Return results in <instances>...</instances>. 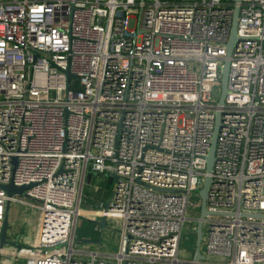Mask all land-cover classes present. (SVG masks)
I'll return each instance as SVG.
<instances>
[{
  "label": "built area",
  "instance_id": "obj_1",
  "mask_svg": "<svg viewBox=\"0 0 264 264\" xmlns=\"http://www.w3.org/2000/svg\"><path fill=\"white\" fill-rule=\"evenodd\" d=\"M218 113L197 264H264V0H0V186L32 185L0 188V234L8 204L40 214L13 261L196 264L181 243ZM111 173L93 216L117 251L76 247L87 176Z\"/></svg>",
  "mask_w": 264,
  "mask_h": 264
},
{
  "label": "water",
  "instance_id": "obj_2",
  "mask_svg": "<svg viewBox=\"0 0 264 264\" xmlns=\"http://www.w3.org/2000/svg\"><path fill=\"white\" fill-rule=\"evenodd\" d=\"M241 0H237V2H240ZM238 17H239V8L236 9L235 15H234V20H233V25H232V31H231V36L230 40L227 44V58H230L234 49V45L238 39L237 36V22H238ZM229 67H230V62L229 60H226L224 63V66L222 68V80H221V95H220V105L224 104V100L227 94L228 90V76H229ZM220 118L221 115L220 113L217 114V122H216V127L214 131V136L211 141V148L208 153L207 157V176L205 178V182L203 185V188L199 191V196L201 199V208H200V221L197 224V228L195 230V235H196V243H195V252L193 256V261L197 264L200 261L203 260V255L201 252L202 249V242H203V220L210 215V213L206 209V204H207V197L209 194L210 186L212 184V177L211 173L213 170L214 162H215V152H216V146H217V134L218 130L220 127ZM107 176H111L115 183L119 180V177L111 173ZM31 186H24V187H16L13 183L5 186H0L1 189L5 190L8 194L9 197H13L14 195H20V196H26L25 191L28 190ZM10 204H8L7 210L9 208ZM262 219H264V216H260ZM96 224L100 227L101 231L104 229L111 230V228L108 226L106 219H102L101 221H97ZM10 230V225L8 222V217L6 216L4 222H3V227L1 229V234H0V256L2 254V250L4 248L8 247H14V248H21V245H19L18 241H11L8 232Z\"/></svg>",
  "mask_w": 264,
  "mask_h": 264
},
{
  "label": "crops",
  "instance_id": "obj_3",
  "mask_svg": "<svg viewBox=\"0 0 264 264\" xmlns=\"http://www.w3.org/2000/svg\"><path fill=\"white\" fill-rule=\"evenodd\" d=\"M99 182H102V180H100ZM104 200H102L101 202H104ZM31 216H35V217H31ZM7 217L10 225V230L8 232V235L11 241L17 240L19 245L21 246H27L33 243L36 237L38 224L40 220L39 212L23 207L21 205L10 204L7 212ZM89 222L94 223V226L96 228H93L92 236L88 237V234H85V236L80 237V239L83 240L80 241V243H82L83 245L87 244L92 249L100 250L104 254L115 253L118 248V237L117 236H116L117 238L113 237L111 234L104 232V230L107 229L101 231L100 227L96 224L94 220H90ZM76 238L77 237L75 235V239ZM78 242L79 241L77 240V243ZM13 248L14 247H8L2 250V254L0 256V264H16L11 257ZM18 264H23V262H20Z\"/></svg>",
  "mask_w": 264,
  "mask_h": 264
},
{
  "label": "rangeland",
  "instance_id": "obj_4",
  "mask_svg": "<svg viewBox=\"0 0 264 264\" xmlns=\"http://www.w3.org/2000/svg\"><path fill=\"white\" fill-rule=\"evenodd\" d=\"M165 1H173V0H165ZM100 180H102L103 182L102 183L99 182ZM106 180H107L106 177L101 176L100 178L96 179V182L98 183L99 186L95 187L96 185L93 184L92 186L89 187L85 186L84 188L81 209L83 210L84 213L89 212V216L87 215V217L82 219L79 218L80 220L78 221L76 227V232H77L76 239L79 242L76 244V247L83 246V244L80 243V241H83L82 239H80V235L85 236V234H88V237H90L93 235V228H96L91 222H89L90 220H94V221L98 220L96 217L93 216L94 215L93 213L97 212V209L96 207L93 206L92 202L98 201V199L102 195V192L103 195L105 194L104 201L106 203L111 199L113 189L110 190V188L107 187ZM87 191L89 192V195H87ZM192 200L199 201V197L197 196L196 193H194V195L192 196ZM31 217H35V216H31ZM188 217L191 221L188 222L185 226L184 236L181 243V256H180L181 260L185 262L189 260H193V256L195 252V241H196L194 227L196 226V219L200 217V209L190 210ZM114 229L115 228L113 227V230H104V232L111 234L113 237H116L118 233L115 232ZM206 232H207V226L204 225L203 233L206 234Z\"/></svg>",
  "mask_w": 264,
  "mask_h": 264
},
{
  "label": "trees",
  "instance_id": "obj_5",
  "mask_svg": "<svg viewBox=\"0 0 264 264\" xmlns=\"http://www.w3.org/2000/svg\"><path fill=\"white\" fill-rule=\"evenodd\" d=\"M98 178H100V176H96V175H92V174H89L88 176H87V184H86V187H89V186H92L93 184L94 185H96V186H99L98 185V183L96 182V179H98ZM106 178H107V180H106V182H107V187L108 188H110V190H114V186H115V181H114V179L111 177V176H106ZM103 182V181H102ZM101 182V183H102ZM97 183V184H96ZM99 190H101V189H99ZM102 192V191H101ZM101 192H99V193H101ZM87 195H89V192L87 191ZM105 195V194H104ZM104 195H103V192H102V195H101V197L98 199V201H95V202H92L93 203V206L94 207H96V208H98V206H99V203H97V202H101L102 200H104L105 199V197H104ZM102 199V200H101ZM105 202V201H104ZM108 203V202H107ZM105 204H106V202H105ZM92 223V222H91ZM93 225H94V223H92ZM77 233V232H76ZM77 235V234H76ZM80 237H82V235H80ZM195 243H196V241H195Z\"/></svg>",
  "mask_w": 264,
  "mask_h": 264
}]
</instances>
